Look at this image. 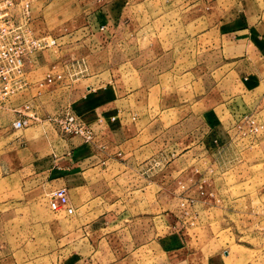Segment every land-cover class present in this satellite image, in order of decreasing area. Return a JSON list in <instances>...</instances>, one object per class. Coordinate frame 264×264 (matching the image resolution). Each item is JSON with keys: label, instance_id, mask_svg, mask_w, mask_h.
<instances>
[{"label": "crops", "instance_id": "1", "mask_svg": "<svg viewBox=\"0 0 264 264\" xmlns=\"http://www.w3.org/2000/svg\"><path fill=\"white\" fill-rule=\"evenodd\" d=\"M33 1L29 10L30 31L33 33L36 29L39 32L36 35H50L58 41L35 51L25 62L26 91L17 96L18 100L23 97V103H28V108L22 112L33 121L21 128V134L25 135L5 140L9 127L13 128L11 121L21 115L16 107L8 113L6 124L0 126V171H7L5 175H0V197L4 201H7L5 198L9 199L11 203L6 209L10 214H15L10 215L8 222L12 225L13 220L21 218L18 213H28L27 218L36 225L37 239L31 236L29 243L42 244L43 237L48 236L47 200L46 206H31L29 203L32 200L40 203L49 190L64 186L72 206L70 214L74 212L72 216L76 221L72 234L66 232L63 236L64 246L80 242L81 237L77 239L78 231L83 229L96 236L110 231L111 237L126 233V236L133 238L131 244H137V248L143 249V252L148 247L154 257H160L162 221L167 228V224L172 223V214L166 212L162 215L159 205L155 207V195L159 201V191H153L152 207L118 205L119 198L115 199L109 189L98 192V182L107 179L118 164L124 166L126 171L132 169L142 176L151 173L152 180H158L162 153L166 154L165 160L180 155L187 156L186 162L191 160V150L206 147L208 138L221 133L218 129L220 120L229 115V110L226 112L225 108L226 94L221 87L225 84L226 76L231 75L239 91L227 100H235L238 96L245 100L244 97H247L264 108L261 92L264 89L259 88L264 85V0H210L217 1L220 12L217 18L220 61L216 62L213 82L217 93L214 97L216 101L211 105L207 103L212 97L208 74L200 73L199 89L172 97V79H176L172 74V62L167 64L159 60L130 65L137 70V86L131 87L113 72L117 63L97 59L99 53L106 50L108 38L116 30L122 0H78L75 4L79 12L72 21L59 13L58 0ZM52 3L55 5L53 11L45 12ZM69 59H74V62L67 61ZM52 64H58L55 70L74 65L82 71L69 80L64 72L63 80H57L60 81L57 85L46 89L43 87L48 83L38 88L32 85L33 80L43 75ZM183 77L186 83L192 84V68L185 69ZM32 86L35 87L34 93ZM185 86L188 88V85ZM7 100L0 102V113L10 102ZM58 104L68 107L87 124L92 138L84 142L77 135H63L60 138L62 150L53 157L48 155L46 116L49 115V106ZM146 166H149L145 169L148 172H142ZM111 177L114 182L118 176ZM93 196L95 202L104 198L105 204L111 206L98 209L97 205H89ZM13 202L17 204L13 205ZM89 214L90 218L86 220ZM81 221H84L82 225ZM138 227L142 235L139 241L133 235L137 234L135 229ZM9 230L10 242L0 240V245L18 244L11 226ZM67 235L70 236L66 238ZM167 239L170 240L165 236ZM171 244L168 246L171 249L165 253L172 254ZM76 258L75 255L73 261Z\"/></svg>", "mask_w": 264, "mask_h": 264}, {"label": "rangeland", "instance_id": "2", "mask_svg": "<svg viewBox=\"0 0 264 264\" xmlns=\"http://www.w3.org/2000/svg\"><path fill=\"white\" fill-rule=\"evenodd\" d=\"M27 1L31 10L34 1ZM76 1L58 0L59 13L69 21L79 12ZM120 6L116 30L108 38L106 50L99 53L97 59L117 63L113 72L131 87L137 86V70H133L130 65L153 61L172 62V74L176 76V79H172V97L199 89L200 73L208 74L212 97L207 103H215V65L220 61L217 48V18L220 12L217 1L122 0ZM16 7L19 11L18 5ZM54 8L52 3L45 12H51ZM36 32L39 33L36 29L31 33L36 35ZM57 65L52 64L46 72H60L62 78L65 72L69 80L82 71L74 65L55 70ZM190 68L194 75L192 84L186 83L183 77L185 69ZM43 75L34 79L32 85ZM60 81L48 83L43 88L55 86ZM233 83L229 75L221 86L226 94V112L229 110V115L220 120L218 129L221 133L208 138L205 149L191 150V160L186 162V155L165 160L166 154L162 153L158 180L153 181L151 173L142 176L132 169L126 171L124 166L118 164L107 179L98 182V192L109 189L115 199L119 198L118 205L152 207L153 191H159V201L155 195V207L159 205L162 215L166 212L172 214V223L167 224V228L162 221L160 257H154L148 247L143 252V249L137 248V244H131L133 238L126 236V233L111 237L110 231L96 236L83 229V232L78 231L77 239L80 236V242L64 246L63 236L71 232L73 224H76L72 216L74 212L65 215L63 211L49 209H46L49 219L47 238L43 237L42 244H31L29 237H35L36 225L24 212L18 213L21 218L13 220L10 225V215L15 214H10L6 208L11 202H8V198L4 201L0 197V240L10 242L11 226L18 243L0 245V264H264V108L247 97H244L245 100L239 96L235 100H227L233 93L239 92L237 84ZM32 87L34 93L35 87ZM165 87H168V80ZM259 88L264 89V85ZM25 91L23 87L7 98L10 102L5 104L0 113L1 127L6 124L11 108H19L23 103L24 98L18 100L17 96ZM261 92L264 96V90ZM65 111L70 109L58 104L50 105L48 112L49 115H55ZM31 120L21 128L32 124ZM46 122L48 155L56 157L62 150L60 138L63 135L56 130L51 120ZM21 128L9 127L5 140L22 138L25 134H21ZM148 167L141 171L148 172L145 170ZM6 173V170L0 171V175ZM111 176H118L117 180L113 182ZM50 191L45 193L40 203L32 200L29 204L46 206L45 200ZM126 191L130 196L125 195ZM94 197L88 202L89 205H97L98 209L111 206L105 204L104 198L95 202ZM89 218L90 214L86 220ZM81 222L82 225L84 221ZM139 228L135 229L137 234H133L137 241L142 239ZM165 236L170 240H165ZM34 239L37 241L36 237ZM38 240L41 241L39 237ZM169 243H172V254L165 253L171 249ZM75 255L77 258L73 261Z\"/></svg>", "mask_w": 264, "mask_h": 264}, {"label": "built area", "instance_id": "3", "mask_svg": "<svg viewBox=\"0 0 264 264\" xmlns=\"http://www.w3.org/2000/svg\"><path fill=\"white\" fill-rule=\"evenodd\" d=\"M27 0H0V100H6L27 85L24 65L35 51L56 44V38L50 35H34L28 23L29 6ZM16 5L19 7L17 10ZM60 72H46L35 81V86L60 80ZM28 103H22L16 111L21 114L11 121L13 128L26 125L29 115L23 113ZM62 135H77L84 142L91 141V129L76 114L70 111L46 116ZM48 208L52 211L72 212L68 194L64 186L53 188L47 196Z\"/></svg>", "mask_w": 264, "mask_h": 264}]
</instances>
